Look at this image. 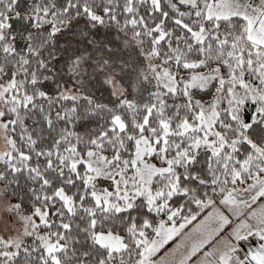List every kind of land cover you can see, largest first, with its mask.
Returning <instances> with one entry per match:
<instances>
[{
	"label": "snow or ice",
	"instance_id": "6c2138e0",
	"mask_svg": "<svg viewBox=\"0 0 264 264\" xmlns=\"http://www.w3.org/2000/svg\"><path fill=\"white\" fill-rule=\"evenodd\" d=\"M0 264H264V0H0Z\"/></svg>",
	"mask_w": 264,
	"mask_h": 264
}]
</instances>
